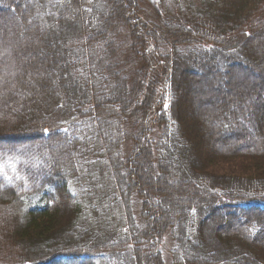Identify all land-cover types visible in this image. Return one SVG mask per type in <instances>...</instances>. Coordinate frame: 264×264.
Instances as JSON below:
<instances>
[{"label":"trees","instance_id":"trees-1","mask_svg":"<svg viewBox=\"0 0 264 264\" xmlns=\"http://www.w3.org/2000/svg\"><path fill=\"white\" fill-rule=\"evenodd\" d=\"M250 64L264 72V0H0V264H168L166 239L169 264H264Z\"/></svg>","mask_w":264,"mask_h":264},{"label":"rangeland","instance_id":"rangeland-1","mask_svg":"<svg viewBox=\"0 0 264 264\" xmlns=\"http://www.w3.org/2000/svg\"><path fill=\"white\" fill-rule=\"evenodd\" d=\"M29 1L30 0H28V2ZM16 17L18 18L17 15H16ZM18 25L22 26L21 21H18ZM26 25H28V27L30 28L29 24H26ZM38 50H39V53H38L39 56L40 55L41 56L44 55L48 51L47 49H45V47H40V46H39ZM255 69L252 67V65H251V67L248 66L247 68H244V70H243V72L241 73V76H240L242 78L244 77L242 80L244 81L246 79V77H249L250 73H253V75L256 74L255 73ZM51 70L55 74L54 69H51ZM188 74H190V73H188ZM263 76H264V72H261V70H259V75L258 74L254 75V79H255L254 81H257V82L260 81V79ZM189 78L191 79L190 82H192V80H194L195 78L197 79V82L195 84L190 83L192 85V86H190V89H189L190 91L189 90L187 91V87L186 86H185V89H183L182 95L185 94V98H186V99L183 100V102L185 103L184 104L185 108H186V113L184 114V117L187 120L188 124L192 126V130L193 131H197V129L200 128L199 130H203V132H204V130H206V128H208V126H207L208 120H207V117L205 116L206 113L201 112L200 114H198L197 111H199V109H198L199 107H203L204 106L205 108H209V101H211V99L202 97L200 91L197 89L198 88V84L203 85V79L201 78L200 75H199V77H197L196 74L191 73L190 77H187V80ZM251 82L253 83V81L251 80L249 82V84H248L249 87L252 85ZM225 83H226V81H224V84L221 87H218L219 89L217 88L216 91H218L221 96L223 95L225 97H228V92L225 89L227 86H226ZM244 84H246V81H244ZM189 100H190L191 103L189 102ZM201 102H202V106H201ZM194 138H196V137H194ZM205 151H206V149L203 147L201 152L204 155H205ZM152 170L153 169H151V167L149 166L148 163H142L140 165L139 173L143 175V178H144V180H146V182L148 180L153 179V171ZM170 178H172L171 174L168 175L166 180L168 182H171ZM152 182H153L154 188L155 187L158 188V189H156L155 193H157V192L158 193H163V191L165 189H163V191H160V189L164 188L162 186V184H163L162 181L154 179V180H152ZM181 188L184 190L183 193L181 192V190H182ZM191 191H192L191 187H189V185L186 182H183V184L181 186H179V187L177 185H174V188H173L172 192L170 193V195H168V196H170L169 199L173 203V204H171V206L174 205V203H176V204L179 203L181 196H184L185 194H189V193H191ZM166 206H168V204H166ZM156 210H157V208H156ZM224 228L225 227H223V229ZM170 245H171L170 239H168V240L166 239L165 246H163V248L165 249L164 257H165V260L167 261L168 264L170 263L171 257H170V253L166 249V247H168ZM219 264H221V262H219Z\"/></svg>","mask_w":264,"mask_h":264}]
</instances>
